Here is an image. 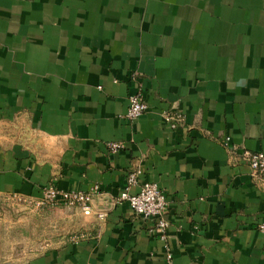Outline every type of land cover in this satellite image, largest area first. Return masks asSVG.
I'll use <instances>...</instances> for the list:
<instances>
[{
  "label": "crops",
  "instance_id": "0c3cea01",
  "mask_svg": "<svg viewBox=\"0 0 264 264\" xmlns=\"http://www.w3.org/2000/svg\"><path fill=\"white\" fill-rule=\"evenodd\" d=\"M242 148L264 152V0H0V207L97 185L105 213L41 208L51 246L0 264H264ZM133 169L166 197V242L117 199Z\"/></svg>",
  "mask_w": 264,
  "mask_h": 264
},
{
  "label": "built area",
  "instance_id": "2783aa9c",
  "mask_svg": "<svg viewBox=\"0 0 264 264\" xmlns=\"http://www.w3.org/2000/svg\"><path fill=\"white\" fill-rule=\"evenodd\" d=\"M146 103L144 102L140 90L128 96V106L125 112V118L128 121L137 119L146 110ZM179 114H171L166 116V120L170 123L171 127H175L177 122L180 121ZM230 137L225 136L222 140V145L227 149L234 150V146L229 145ZM108 148L112 152H116L122 148L120 142H109ZM240 157L244 160L249 168V174L254 179L260 188L264 191V152L261 150H250L242 148ZM138 169L130 170L126 176V186L120 191L117 196L119 201H125L129 208L137 215L143 218L150 219L153 226L148 229L151 235H157L160 240L166 242L168 238L167 226L168 221L165 219L164 212L167 207V200L160 189L154 182H138ZM137 186L135 191L131 188ZM98 186H92L88 191L78 190H63L53 185H47L42 188L41 195L37 200L27 198L20 194H12V198L17 200H33L36 205H51L60 206L63 208H77L83 216L93 217L95 220H101L105 217V213L98 212L91 206L92 196L97 193ZM257 230L264 235V219L257 222ZM85 234H78L76 237H83ZM75 238V237H74ZM171 253L168 249L165 250V259L168 263L171 262Z\"/></svg>",
  "mask_w": 264,
  "mask_h": 264
},
{
  "label": "rangeland",
  "instance_id": "374dc122",
  "mask_svg": "<svg viewBox=\"0 0 264 264\" xmlns=\"http://www.w3.org/2000/svg\"><path fill=\"white\" fill-rule=\"evenodd\" d=\"M33 200L12 199L0 207V261L26 258L51 246L47 236L56 215L41 219L37 212L54 206L36 205Z\"/></svg>",
  "mask_w": 264,
  "mask_h": 264
},
{
  "label": "water",
  "instance_id": "95a60500",
  "mask_svg": "<svg viewBox=\"0 0 264 264\" xmlns=\"http://www.w3.org/2000/svg\"><path fill=\"white\" fill-rule=\"evenodd\" d=\"M92 201V200H91Z\"/></svg>",
  "mask_w": 264,
  "mask_h": 264
}]
</instances>
